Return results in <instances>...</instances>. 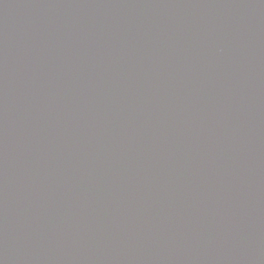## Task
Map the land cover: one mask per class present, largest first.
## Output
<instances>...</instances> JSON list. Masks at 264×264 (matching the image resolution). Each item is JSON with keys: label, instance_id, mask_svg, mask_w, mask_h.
<instances>
[{"label": "water", "instance_id": "water-1", "mask_svg": "<svg viewBox=\"0 0 264 264\" xmlns=\"http://www.w3.org/2000/svg\"><path fill=\"white\" fill-rule=\"evenodd\" d=\"M0 264H264V0H0Z\"/></svg>", "mask_w": 264, "mask_h": 264}]
</instances>
